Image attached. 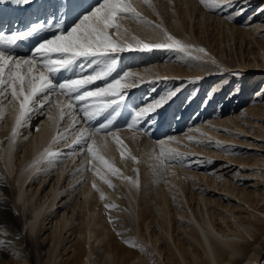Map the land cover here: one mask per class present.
<instances>
[{
  "label": "bare ground",
  "instance_id": "1",
  "mask_svg": "<svg viewBox=\"0 0 264 264\" xmlns=\"http://www.w3.org/2000/svg\"><path fill=\"white\" fill-rule=\"evenodd\" d=\"M98 1L99 0H32V2L29 4H23L14 3L13 0H8V2L0 4V32H4L6 34L14 31L24 32L29 30L33 24H42L44 27L26 37V39L29 41V48L26 50V52H17L15 54V56L17 57L31 56L33 49H35L42 41L53 38L55 35L64 32L66 29H71L75 24L74 21L70 22V19H76L78 18V16H84L85 14L90 12L91 9L96 6V4L99 3ZM215 1V3H221V0ZM254 1L255 0L249 1L247 5L254 3ZM132 2L134 6H138V9L140 8L141 10H143L146 16H152L147 5L148 3H145L144 0H132ZM231 4L232 3L224 4V6H229ZM247 5L245 7L237 8L236 11H239L241 9L242 11H244L245 9H247ZM263 6L264 4H262L259 8L253 10L252 12H258L260 9H262ZM58 8L60 16L58 15L57 17L56 14L54 15L52 13L50 15H46L48 10L54 9L52 11L55 12L58 11ZM44 10L45 18L42 19ZM242 11L240 13H242ZM263 12L264 9L260 13H258L259 18H257L256 24L254 23L255 25H250L247 23L248 25L240 27V29H238L237 31V35L239 37H247L249 39L248 55H250L252 59H247V62L245 61L246 63L244 62L242 65L240 64L245 68H242L241 71H243L244 74L246 73L243 80L245 79L248 82L244 83L245 88L243 86L242 88L240 87V81L235 84L236 88L232 92V95L237 94L234 97L236 98L235 103H233L235 105L244 100L245 95H247V92L249 91L247 89L249 87L246 88V86H248L247 84L250 83L252 78L254 79L252 80L251 85L256 81H259L260 79V82L264 80V41L260 40L262 37H260V33L257 32V30L264 29V14H262ZM235 14L236 13H234V15ZM254 14L247 17V19H249L250 17L252 18ZM168 15L161 14L167 31L171 35L179 39L183 44L191 46L187 50H176V54L179 52L183 57L187 58L186 53L194 51L199 52L198 49L203 48L204 46L200 45L202 42L199 43L200 38L197 36V34L195 33L196 38H194L193 41V39L189 37L186 26L184 25L185 23L178 20H168ZM261 17L263 19H261ZM128 18L129 17H127L126 19ZM124 20L125 19H123V21ZM130 21L125 24L127 28L131 29L130 33L128 32L127 28V31H124V27V29L119 32L121 39H127L128 41H131L133 35L131 36L130 34L133 33L136 36L139 35V38L141 36V39L146 43L156 42L153 39V31L151 28L145 26L143 22H136V19L135 23H130ZM216 22L217 24H220V17H217ZM224 23V26L228 27L225 20ZM190 28L193 31L198 29L197 23H192ZM229 28L232 29V27H228V29ZM231 29H229V32L232 39L234 38V32ZM183 37H187V40L189 42H184ZM255 45L257 46L256 51L258 57L254 55V52H256L253 51L255 50ZM133 46L136 47L134 42ZM203 49L205 51L199 52L200 54H204L206 56L210 54L207 48ZM2 50L6 51L7 53L14 52L11 48V45L2 46ZM147 54L148 52H145V55ZM78 58L79 60L76 58L77 60L73 61L71 63L72 65L70 64L72 66L69 72L71 75H67L66 78H62L63 80L77 78V76L86 74L87 71L85 70L87 69V67H89V65L93 61H96V59H98L99 57H83L82 59L85 61L80 60L81 57ZM192 60L197 61V63L194 62L197 65V67H194V70L196 69L194 76L209 75L213 72L218 71L217 66H215L212 62L199 56L194 55ZM131 61L129 62L131 63ZM224 64H227V62ZM96 65L94 72H88L87 75H91L99 71L101 67H98L99 65ZM250 65L253 66L250 67ZM67 67L68 66H66L65 68ZM227 67L229 68L228 65ZM163 68L165 70H149L150 68L148 70L137 69L135 74L138 78L145 79L150 76L148 74H151V72L158 71L160 75H163V77L167 76V78H162L158 81L156 79H153L151 82L147 83V85L145 83L143 87H147L150 91H152L151 89H153L154 86L156 87L157 84L159 85L160 81L162 80L165 85L171 86V89H169L168 93H177L181 90L184 82H182L181 80H177V87L173 89V87H175V84H172V81L175 79L174 76H177L178 74L189 75V72L186 73L183 66H180L178 68L176 66L174 67V65H170V63L165 64ZM234 70L239 71L238 69L232 68H229L228 71L232 72ZM24 71H26V69H24ZM59 74L60 73L54 75V73H51L50 79H52L53 77L57 78ZM230 75L232 74L230 73ZM102 80H97L96 84L94 82L93 87H96L98 85L97 83H100L99 81ZM223 81L224 79L219 81V83L216 84V87L212 89L213 93H210L211 97L216 91L218 92V89L219 87L221 88V83ZM130 82H133L132 79H130ZM192 82L195 83L197 81L193 80ZM201 82L202 81L198 82L199 86ZM199 86H197V88L194 90L195 95L198 92L197 90L199 89ZM88 87L89 90H92V86ZM0 91L3 90L0 89ZM195 95H189L190 98L187 101L184 98L186 103L183 108H176V122L173 126L168 127L169 131H167V133L164 130L160 131L161 128L155 131V134H157L159 139L157 140V142H155V147L153 146L150 152L144 156V158H146L144 160L143 170L144 174L149 180L148 189L152 191V196H150V198L154 199V206H156L158 209L156 215L152 214L153 206L151 204L145 210L143 209V213L141 214V222H137V227H139V230H142V228L144 227V230L146 231L151 223H155L160 227L159 229H155L153 225L150 231H148L149 233H143V235H145L146 238L149 237V239L146 240L145 236L144 239H140V245L142 248L141 253L140 251H138L139 249L137 250L135 248H131L130 246L123 243L118 244V242L116 243L114 241L112 244H109V246L111 245L112 250H114V254L117 260L121 264H136L134 258H137L138 255H141L137 258L140 261V264H257L261 259L262 250L264 248V188L262 189V192H260L261 190H259L260 187L254 188L253 190H247L246 188L234 190L233 187H229V185H226L225 181L219 182L220 180L218 181L217 177H219V175L221 174L216 173L214 170V172H210L209 169V172H207L208 168H205L204 170L199 171L196 170V166V169H193L189 167V165L182 166L181 164L183 161L186 162L188 157L189 159H192L193 156L190 157L193 154L192 152H199L201 155H195L193 158L202 156L206 157V165L214 163V158L212 156L219 158H215V164H217L218 162H224L225 165H220L218 163L219 168L217 169L216 167L217 170L230 167L231 165H235L236 167L241 166L240 168L242 169L253 171L252 174L255 177H258L256 178L257 181H264V127H257L258 131L252 129L254 130L253 132L252 130L246 129L245 125L241 124V122H235L233 118H227L226 116V118L218 119V121L216 122V125H219V127L221 128L212 125L206 127L205 125L199 124L198 120H196L192 123L193 128L187 129L186 132H184L182 135L181 133L180 135L173 134L176 125L180 121H183V117H185L191 111V108H188L195 106L193 104H196V102L193 103L192 106L190 105ZM200 95L198 97H200ZM232 95H230V97ZM10 96L11 95L8 94L7 99L0 96L1 107L4 105V101L6 100L10 103V100H8ZM256 96L259 98L255 103H260L261 98L264 97V85H262L261 89L257 91ZM155 97L152 101H156ZM69 98L70 97L67 95L62 96L60 94H56L54 101L56 102L57 100L58 102L54 104L52 108L50 106V109L47 111L48 113L46 116H44L45 114L44 112H42V108L37 105L34 114L30 118L31 120L29 119L24 121L23 127L18 128L15 137H13L11 130L15 124V116L18 113V104L14 101L11 106H8L10 108L5 112L6 117L4 119L0 118V174L3 175L6 179H8L11 175L16 178V181L14 179V181L16 182V187L13 192V198L14 200H16V202H21V205L25 207L26 204L32 201V196H24L26 194L23 195V186L28 178H31V180L35 179V181L37 182L36 184L39 183L38 185H40V181L45 180V178H47V176L50 174V165L56 163L57 169L56 171L54 170L56 172V174H54L56 183L59 181V179H62L65 184L67 173H69L73 169L71 174L68 175L69 177H67L66 185H68V187H71L69 188L70 192L73 193L75 190L77 191V193L79 194L81 205L85 207L88 206L86 217L81 221V223L83 224L79 228V233H84L88 230V238L85 242H89V239H91L89 238L90 234H95L96 240H98L97 238L103 234L102 230L98 232L95 231L96 233L94 232V227L100 226V218L98 219L91 217L96 210V203H98V199L101 198L105 202V199L112 201V198H115L116 194L113 196L112 193H110V191L115 189V186H117L118 184H115V182H120V187L122 189V199L124 201V205L127 204V213H129L130 215V212L134 210V208H132V206L134 205L133 198H135V195L138 192L139 188L137 179V163L136 160L133 159L135 158V155L133 153L135 147L133 141H135V139L133 137V132H127V136L130 138L127 139L130 141H126V136L119 134L120 132L117 131L116 125L112 124L115 115L109 114L106 118L102 119L101 123L107 124L110 130H108L107 128L108 131H103L101 135H89V137L87 136L86 142L81 140L80 143H77L78 137H81L82 133L85 134L87 128H83V126H80L81 123H77L78 119L76 120V118L74 117L76 116L75 113L76 110L79 109V107H66L68 104L72 103V99ZM44 99L45 97L43 96L38 97V100L41 103L44 102ZM209 100L210 99L204 102L200 101V106L197 107V109L192 113H197L202 109V107L204 108ZM229 100L230 98H227L226 101L229 102ZM254 101L253 103H251V106H255V108L261 107V104L254 105ZM226 108L227 107H225L224 109ZM260 110L262 109H257L256 113H259ZM69 111L70 113H68ZM62 113L63 115H61ZM79 115L81 114L79 113ZM201 115H199L198 118H200ZM62 116L65 117L63 118ZM61 118L63 119L60 121ZM82 120L86 121L84 118ZM231 120L234 122L236 128L239 129L242 133H238L236 131L227 132L225 131V129H222L224 128V125H230V123L232 122ZM254 121L257 122V120ZM59 122L61 123V125L58 126L59 128H57V124ZM185 122L187 123V121ZM30 124H32V126L35 124L36 126L34 137L31 138V140L29 138V150L28 148L27 151L25 149L26 153L23 156V160L21 162L19 161L20 163H18V166L16 165V160H13V156L18 150L20 151L21 147L24 145V141H21L22 135H24V132H28L30 130ZM82 124L85 123L83 122ZM109 124L112 125L109 126ZM69 131H72V133L70 134ZM218 131L224 134H219ZM67 132H69L70 135H67L65 137V134ZM31 134H33V132ZM55 135L57 137L58 135L61 137L64 136L62 139L63 142L60 140L61 142H56L58 143L57 145L54 144L53 138ZM184 136L187 137L185 138ZM228 140L234 141L238 144L236 147L237 151H242V153H251L252 155H250V158H232L230 156L231 154L229 153L230 151H228V147L232 144L224 143V141ZM198 141L203 144L202 149L200 147L197 148L194 144L193 148H190L192 149V152L188 153L187 151L188 155L184 153L185 151H181L182 149H189L188 147H184L182 144H187L191 147L193 143H196ZM87 144H92L94 155L90 154L87 151ZM58 145L62 148L60 149L56 158L49 162L48 159L45 158V150L47 149L48 151L54 152L56 151ZM208 145H214L215 147H211V149L206 148L208 147ZM246 145H248L249 147H246ZM223 146H225L224 152L222 154H216L214 149H222ZM161 147L165 149V154H168V150H173L174 152L180 153L181 155L175 157L177 159L175 161L171 158L170 159L173 161L169 160L168 157V160L166 159L167 161L165 162V164L161 165L160 159L163 158H161L160 156ZM54 148L55 150L53 151ZM148 148L149 142L144 145L142 151ZM13 149L15 150L14 154ZM142 154H145V152H143ZM202 154H205L207 156ZM165 156L166 155H164V158H166ZM158 157L160 159H157ZM178 161L181 163H179ZM113 169H115V171H113ZM161 169H163L162 174ZM163 175L165 176V180L161 181ZM189 175H192L193 177L198 179L197 183L202 185L194 186L196 184V182L194 181L195 179L192 180ZM181 176L183 178L187 177L189 181H191V193L189 198L192 202L194 201V203L196 204V208L197 206H199L202 220L198 218V215L196 213L197 209L194 210L193 207H191L193 205L190 204V200H188L189 198L187 197L186 192H184V188L181 185L183 182L181 181L182 183H180ZM40 177L43 178V180L40 179ZM30 185L31 182H29L28 186ZM205 185H208L209 187H206ZM38 187L39 186H37V188ZM210 187H213V189H211ZM53 188H50L49 191L45 193L44 196L46 197L43 198L44 200L41 198L43 200L42 202H40L38 205H33L32 218L34 221L32 220V218L31 220L28 219V230L30 232L36 231V227L34 224L35 220L39 219V216L42 212V207L43 205H45L46 199L50 197ZM0 189V255L5 259V255L8 254L9 250L21 251L22 253H25V257L23 256V258L21 259L22 262L26 263V261H30L32 263L34 259V249L30 246L29 239L27 238L26 234H21V232L17 228V223L15 224L11 220V217L8 215L9 208L4 197L8 196L6 193H9V188L6 186L1 177ZM215 189L218 190V192L215 191ZM56 193L57 194L55 195V197H58V195L60 194V190H57ZM210 193H212L211 196L215 195L216 197L211 198ZM108 197L110 198L108 199ZM145 199H143L142 201L143 206H147V204L144 205V203H146ZM183 200H185L190 214L189 212H187L188 209L186 210ZM71 201L67 204L68 207H73L75 205V201ZM48 203L54 205L52 204V199ZM214 203L217 206L215 209L212 206V204ZM202 205L204 207V210L201 208ZM203 211L206 213H204L205 217H203L204 215H202ZM170 212L173 214V216L168 217V214H170ZM40 217L42 219V216ZM148 218H150V220L148 224H145V220H147ZM24 226L26 227V225ZM40 226L41 224L39 225V227L37 226V232H39V230L42 228ZM143 243L147 245L145 246L143 245ZM76 244L77 245L74 246L75 252L72 251L71 254L67 255L68 257H66V260L68 261L65 263H62L60 261L58 264H85L81 260L80 255H78V251L82 252L84 249L80 243ZM10 254L13 253L11 252ZM245 259H247V262H243ZM2 260H0V264ZM7 260L12 261V259ZM113 263L114 261H112V263L110 264Z\"/></svg>",
  "mask_w": 264,
  "mask_h": 264
},
{
  "label": "rangeland",
  "instance_id": "2",
  "mask_svg": "<svg viewBox=\"0 0 264 264\" xmlns=\"http://www.w3.org/2000/svg\"><path fill=\"white\" fill-rule=\"evenodd\" d=\"M144 1H145V3H148L147 5H148L149 11L152 14V16H148V15L146 16L143 10H141L140 8L138 9L137 8L138 6H136V5H135L136 7L134 6L132 0H127V2L131 3L132 6L136 9V11L140 14L141 18H146L147 20L151 21L154 25L160 24L161 28H163L164 30H167V28L165 26V23L163 22V17L161 16V14L162 15L163 14L164 15L169 14L168 20L183 21L185 23L184 25L186 26L189 37L191 39H193V41H194V38H196V34H197V36L200 38L199 43L202 42L200 45L204 46L203 48H207V50H209L210 54L206 56L204 54H200L197 51H194V52L186 53L187 58H185L179 52L176 54V52H177L176 50H178V49H176V50L154 49L155 51L152 50V51H150V53H149V51H145V52H148V54L145 55L144 51H129V50H127V43L126 42L128 40L122 39L124 41L126 40L125 41L126 47H125V51H122V53L120 52V54L118 53L117 54L118 56L116 55V57H115L117 59V65H116L115 70L109 75L110 77L108 76V78H104L102 81H99L100 83H97L98 85L96 87L95 86L93 87L94 83L92 85H90V86H92L91 87L92 90H95V88H97V87H103L107 83H110L113 79L119 78L121 75H123V73L125 71L135 74L137 69H141V70L147 69L148 70L150 68L149 70H151V69L152 70L153 69L165 70L163 68V66H165V64H167V63H170V65H174V67L176 66L178 68L180 66H183L186 73L189 72V75L178 74L177 76H174L175 79L172 81L173 82L172 84H175V87H173V89L177 87V84H176L177 80L178 81L181 80L182 82H184V85H182L181 90L178 91L175 94V96H173V98L170 101L168 100V102L165 103L162 107L158 108L156 111H154V112L150 113L148 116H146L144 118V120L141 122V124L139 125V127H141L139 129L131 128L129 126L127 127V124H126V126L124 125L123 128H120L121 127L120 123L123 119H126V117H129V115H130L129 120L132 122L131 119H132L133 115L135 114V112L137 110H139L141 107H143L149 103L154 102L152 100L154 99L155 95H156L155 99L157 100L158 98L168 94V91H169V89H171L170 88L171 86L165 85V83L162 80L160 81L159 85L157 84L156 87L154 86V88L151 89L152 91H150L147 87H143V85L145 83L147 85V83L151 82L153 79H156L158 81L162 78H167V76L163 77V75H160L158 71H154V72H151V74H148L150 76L148 78H145L147 80L142 79L144 81L143 83L140 82V79L137 77L136 74L133 75L132 77H130L125 82H130V79H132V81H136L138 86L127 89L126 90V97L119 105L114 106L113 108L106 110L105 112H103L99 116H97L94 120L83 121L82 119L84 118V116H83V114L80 113V109L76 110V113H75L76 116H74V117L76 118V120L78 119L77 123H81L80 126H83V128H85V127L87 128L86 133H85L86 137L87 136L89 137V135L90 136L91 135L92 136L93 135H95V136L101 135L103 133V131L107 132L108 130H110V128L108 127V130L105 129L103 131H96L97 128H99L101 125L104 124V123L103 124L101 123L102 119L106 118L109 114L115 115L114 121L112 122V124L116 125L117 131L120 132L119 134L126 136V141H128V142L130 141V140H128L130 138L127 136L128 135L127 132H133L134 133V134L132 133L133 137L135 139V141H133L134 146H135L133 153L135 155V160L137 163V179H138V186H139L138 192L136 193L135 198H133V204L134 205L132 206V208H134V210L130 212V215H129V213H127L128 212L127 208H126L127 204L124 205V201L122 199V189L120 187V182H118V181L115 182V184L118 183L117 186H115L116 188L110 191V193H112L113 196L116 194L115 198L114 197L112 198V196H111L112 201L105 199V202L101 198L98 199V203H96V206H97L96 210H95L92 217L90 215L91 218H98V219L100 218V220H99L100 226L94 227L95 228L94 232L95 231L98 232L100 230H102V232H103V234L97 238L98 240L95 239V234L94 235L90 234L89 238H91V239H89V242H85V241H87V238H88V230L84 233H79V228L83 224V223H81V221L86 217V214L88 211V206L85 207V206L81 205V201L79 199V194L77 193V191L75 190L73 193L70 192L69 188H71V187L70 186L68 187V185H66L67 184L66 183L67 177H69L68 175L71 174L73 169L69 173H67L65 184H64V181H62V179L61 180L59 179V181L56 183V179L54 178V176H55L54 174H56L55 171L57 169L56 163H53L52 165H50L51 171H50V174L48 175L49 177L47 176V178H45V180H43V178L40 177V179L43 180V181H40V185H38L39 183L36 184L37 182L35 181V179L31 180V178L30 179L28 178L25 181V184L23 186V192H24L23 195L26 194L24 196H32V201L31 202L28 201L29 203L26 204L25 207H23L21 205V202H16V200H14V198H13V192H14V189L16 187L15 186L16 178H14L13 175H11L8 179H6L3 175L0 174V177L2 178V180L4 181L6 186L9 188V193H6L8 196L4 197L5 201L7 203V206L9 208L8 215L11 217V220L15 224L17 223L16 224L17 228L21 232V234H23V235L26 234L27 238L29 239L30 246L34 249V254H33L34 259L32 261L33 264H58L60 261L62 263H65L68 261V260H66V257H68L67 255H70L72 251L75 252L74 246L77 245L76 243H80L84 249L83 250L84 252L78 251V255H80L81 260L85 264H110V263H112V261H114L113 264H121L117 260L115 254H114V250H112V248H111V245L109 246V244H112L114 241L116 243L118 242V244L123 243V244L130 246L131 248H135L137 250L139 249L138 251H140V253L142 252V248L140 245V239H144L145 235H143V233H145V232L149 233L148 231H150V229L152 228L153 225H154L155 229H159V227H160V226H157L155 223H151L149 225L147 231L144 230V227L142 228V230H139V227H137L138 226L137 222L138 223L141 222V214L143 213V209L145 210L151 204L153 206L152 207L153 208V210H152L153 215H156L157 209H158L156 206H154L155 205L154 199L150 198V196H152L151 195L152 191L150 189H148L149 188V184H148L149 180L146 177V175L144 174V170H143V168H144L143 164H144V160L146 158V157L144 158V156L150 152V150L155 145V142H157V140L159 139L157 134H155V131L157 129L161 128L160 131L164 130L167 133V131H169L168 127H171L175 124V122H176V114L175 113H177L176 108H178V107L183 108L185 106L186 101L190 98L189 95H191V94L195 95L194 90L197 88V86H199L198 85L199 81H202V82L199 86V89L197 90L198 91L197 94L193 98L194 101L192 100L190 105L192 106V104L195 102H196V104H193V105H195V106H192L193 108L192 107L188 108V109L191 108L190 109L191 111L185 116L186 118L183 117V121H180L176 125V127L174 129L175 131H173L174 132L173 134H179L180 135V133H181V135H182L184 132H186L187 129L193 128L192 123L196 120H198L199 124L205 125L206 127L212 125V126H216L218 128H221V127H219V125H216V122L218 121V119L226 118V116H227V118L228 117L233 118V120L235 122H241V124H244L245 128L249 129V130L254 129L255 131H258L257 127H260V128L264 127V109H263L264 108V97L261 98L260 103H255L259 98L256 96V93L258 90L261 89L262 85H264V80L262 82H260V80H261L260 79L259 81H256V82H254V84L251 85V82L254 78H252V80L250 79L251 80L250 83H248L247 84L248 86H246V88L249 87V88H247L249 91L247 92V95H245L244 100H242L237 105L233 104V103H235V100H236V98H234V97L237 94L232 95V92L236 88L235 84H237L238 81H240V83H239L240 87L242 88V86H243L245 88L244 83H246L248 81L245 79L243 80L246 73L244 74V72L241 71L242 68L245 69L241 65L245 61L247 62V59H252V57H250V55H248L249 39L247 37H245V38L239 37L237 35V31H238V29H240V27H242L244 25H248V24L253 25L254 23L256 24V20H257V18H259L258 13H260L264 9V6L258 12L257 11L252 12V11L259 8L262 4H264V0H255L254 3H252L250 5H247V3L249 1H252V0H230V3H232L231 5L224 6V4H222L221 6H219L217 8L205 7L203 4L200 3V0H144ZM212 1L214 2L215 0H211V1L209 0V3H213ZM96 5H98V4H96ZM246 5H247V9H245L244 11H242V13L237 15L236 9L241 8V7H245ZM52 10H54V9L48 10L46 15H50L52 13L54 15L56 14L57 17H58V15L60 16L59 8H58V11H55V12H53ZM234 13H236V14L234 15ZM254 13H256V14H254ZM253 14H254V16H252V18L250 17L249 19H247V17H249L250 15H253ZM262 14H264V12ZM79 17L80 16H78V18ZM127 17H129L128 19H130L132 21L126 19ZM217 17H220V19H221L220 24H217V22H216ZM254 17H256V18H254ZM43 18H45V10H44V13L42 16V19ZM78 18L70 19V22L74 21V24H76L80 20V18L79 19ZM123 19H125V20L123 21ZM135 19H136V22L137 21L142 22V19L139 20V19L133 18L132 16L129 15V16L117 17L116 23L121 25V28H122L121 31L124 29V27H125L124 31H127L126 30L127 27L125 26V24L128 23L129 21H130V23H135ZM261 19H263V18L261 17ZM224 20L227 22L228 27H232V29L229 28L234 32V38H232V39H231V35H230L228 27L224 26L225 25ZM192 23H197V25H198V29H196L195 31H193L190 28ZM127 29H128V32L130 33L131 29H129V28H127ZM68 30H70V28L66 29L63 33H66V31H68ZM108 32L110 35L113 36V38H115L116 36H120V34L117 33L116 30L113 28L108 29ZM257 32L260 33L259 36L262 37L260 40L264 41V29L257 30ZM262 33H263V35H262ZM130 35L131 36L133 35L132 37H136L138 39H141V36L139 38V35L136 36L133 33H131ZM183 40L186 43L189 42L187 40V37H183ZM133 47H135V46H133ZM254 49L255 50H253V51H256V49H257L256 45H255ZM194 55L199 56L203 59H206L210 62L215 61V63H213V64L215 66H217L218 71L213 72L212 74H209V75H203V76L195 75L194 76V73L196 72V69L194 70V67H197V65H196L197 61L192 60ZM254 55L257 56V51L254 52ZM26 57H28V56H26ZM151 57H153V58H151ZM82 58L83 57H81L80 60L85 61ZM188 58H190L191 60ZM77 59L79 60V58H77ZM107 59H109V57H99L98 59H96V61H97L96 64L99 65L98 67H102L104 61ZM134 59H136V60H134ZM76 60H74V61H76ZM131 60H134V61H131ZM129 61H131V63ZM194 62H196V63H194ZM226 62H227V64H224ZM92 63L89 65V67H87V69L85 70V71H87V73L84 75H87L88 72H90V73L94 72V70L96 68L95 67L96 64L93 63V65H92ZM71 65H68L67 68L60 69V71L55 72L54 75H57L58 73H60L59 75H63V73H64L65 76H63L62 78H66L67 75L70 76L71 74L69 72H70V69L72 68ZM227 65L229 66V68L238 69L239 71H235V70L232 72L228 71L229 68L227 67ZM252 66L253 65H250V67H252ZM65 70H67V71H65ZM230 73L232 75H230ZM228 74H229V76H228ZM139 77H141V76H139ZM222 79H224V81L221 83L223 85V86L221 85L222 89L219 87L218 92L216 91L213 94V96L211 97L210 93H213L212 89H214L216 87V84H218L219 81H221ZM193 80H196L197 82L194 83V82H192ZM61 81H63V80H59V79L52 80V82L54 84H59ZM157 81H155V82H157ZM161 82H162V84H161ZM95 84H96V81H95ZM220 89H221V92H220ZM161 92H162V94H161ZM56 94L62 95L63 93H61L59 91L52 93L50 95V97L47 98L48 100H50V102H47L46 99L43 100L44 101L43 103H45L44 107L42 108V110H43L42 112H44V114H45L44 116L47 115V113H48L47 111L50 109V106L52 108V106L58 102L57 100H56V102L54 101ZM229 94L232 95L233 97L232 96L230 97ZM199 95H200V97H198ZM57 98H58V95H57ZM184 98L186 101L184 100ZM227 98L228 99L230 98L229 102L226 101ZM69 99H71V98H69ZM208 99H210V100H209V102H207V105H205L204 108L202 107V109L199 110L197 113L195 112L196 115H195V113H192L193 111H195L197 109V107L200 106L199 105V104H201L200 101L204 102ZM8 100H10V103L6 100V101H4V105L2 107L0 106L1 107L0 108V118L1 119H4L6 117L5 112H6V110H9V108H10L8 106H11V104L14 103L11 96ZM253 101L255 103L254 105L261 104V107L255 108V106H251V103H253ZM225 107H227V108L224 109ZM166 108H168V109H166ZM257 109H262V110H260L259 113H256ZM71 111H72V109H71ZM128 112H129V114H128ZM187 112H188V110H187ZM68 113H70V111ZM79 113L81 115H79ZM121 113L125 117L122 116L123 117L122 118L120 116ZM164 114H165V116H164ZM199 115H201L200 118H198ZM63 118H61L60 121ZM187 118L190 120H188ZM168 119H169V122H168ZM254 120H257V122H255ZM80 121H83L85 124H82L83 122H80ZM94 121H96L97 123ZM185 121H187V123ZM131 122H130V124H131ZM158 122H161V123H158ZM112 124H109V126ZM150 124H153V125L150 126ZM60 125H61V123L59 122L57 124V128H59L58 126H60ZM29 127H30L29 128L30 130L28 132H24V135H22L21 141H24V145L21 147V150L20 151L18 150L15 153V155L13 156V160H16V165H18V166H19L18 163H20L23 160V156L25 155L27 148L29 150V147H30L28 144L29 138L31 140V138L34 137V132L36 130L35 124L33 126H32V124H30ZM223 127L224 128H222V129H225V131H227V132L236 131L238 133H242L239 129L236 128L233 121L230 123V125H228V126L224 125ZM150 130L153 133H150ZM254 130H252V131L254 132ZM32 132H33V134H31ZM69 132H70V134L72 133V131H69ZM69 132H67L65 134V137L67 135H70ZM95 132L96 133L98 132V133L96 134ZM218 133L224 134V133H221L220 131H218ZM255 133H258V132H255ZM104 134H105V132H104ZM146 134L149 136V139H147L148 137L145 136ZM55 137H57V136L55 135L54 138ZM58 137H61V136L58 135ZM63 137L60 139H56V140H54V138H53L54 144L57 145L59 142H61V141L63 142V140H62ZM184 137L186 138L187 136H184ZM56 142H58V143H56ZM147 142H149V148L150 149L148 148V149L142 151V149L144 148V145H146ZM224 143L232 144L228 147V151H230L229 153L231 154L230 156L232 158H235V159L240 158V157L250 158V155H252L251 153H242V151H237L236 147L238 144L234 141L228 140V141H224ZM194 144L197 148L198 147H200L201 149L203 148V146H202L203 144H201V142L198 141L196 143H193L191 147L188 146L187 144H182L184 147H186V148L188 147L189 149H186V150L182 149L181 151L182 152L185 151L184 153H186V154H187V151H188V153H191L192 149H190V148H193ZM185 145H187V146H185ZM243 146H245V145H243ZM211 147H215V146L214 145L213 146L208 145V147H206V148L211 149ZM246 147H249V146L246 145ZM61 148L62 147H59V145H58L56 148V151H58V152L54 151L55 148L53 149V151L58 154ZM25 149H26V151H25ZM224 149H225V146H223L222 149L217 148V150L216 149H214V150H215L216 154H222L224 152ZM14 152H15V150L13 149V154H14ZM143 152H145V154H142ZM192 153L193 154L190 157H192V156L194 157L195 155L197 156L198 154L201 155L199 152H192ZM165 155H166L165 157L168 158V154L166 153ZM202 155H205V154H202ZM205 156H207V155H205ZM193 157H192V159H189V157H188L187 161L186 162L183 161L181 165L182 166L189 165V167H191L193 169L197 168L196 170H199V171L204 170L205 168H208L207 172H209V169H210V172L215 171L216 173H220L221 175H219V177H217V180L218 181L220 180L219 182L225 181L226 185H229V187H233L234 190H239L240 188H246L247 190H251V189L253 190L254 188L260 187L261 189L259 188V190H261L260 192H262V189L264 188V181H260L259 179H258L259 181H257L256 178H258V177H255L252 174L253 171H251V170L242 169V168H240L241 166L236 167L235 165H231L230 167H227V168H224L221 170H217L219 168L218 163L220 165H225L224 162H222V163L218 162L217 164H215L216 159H219V158L212 156L214 158V163L206 165V159H205L206 157H203V156L198 157V158H193ZM162 159H165V158L163 157ZM168 159L171 160L170 158H168ZM175 160H177V159L175 158L174 161ZM202 160H204V161H202ZM171 161H173V160H171ZM179 163H181V162H179ZM195 166H196V168H195ZM216 167H217V169H216ZM88 172H89V170H88ZM189 176L192 178V180L195 179L194 181L196 182V184L195 185L193 184L194 186H201L202 185V184L197 183L198 179H196L192 175H189ZM14 179H15V181H14ZM163 180H165L164 175L161 178V181H163ZM29 182H31L30 186H28ZM180 183H182L181 185L184 188V192H186V195L189 198L190 193H191V181H189V179L187 177L183 178L181 176ZM53 185H54V188H53ZM37 186H39V187L37 188ZM205 186L209 187L208 185H205ZM50 188L51 189L53 188V190L51 192L50 197L46 199L47 202L45 201V205H43V207H42V210H41L42 212L40 215V216H42V219L39 216V219L35 220V223H34L35 227H36V229L34 228L36 231L35 230L34 231L36 233L30 232L28 230V226H29V220L28 219L31 220V218H32L33 205L34 204L38 205L40 202H42L44 200L43 198L46 197V196H44L45 193L47 191H49ZM210 188L213 189V187H210ZM33 190H34V193H33ZM57 190L58 191L60 190V194L58 195V197L57 196L55 197V195L57 194L56 193ZM77 190H78V188H77ZM215 191L218 192V190H216V189H215ZM211 194L212 193H210V196H211ZM0 195H1V189H0ZM215 197H216L215 195L211 196V198H215ZM106 198H107V196H106ZM109 198L110 197H108V199ZM51 199L53 202L52 204H54V205H51V203L50 204L48 203V202H50ZM59 199H62V200H59ZM143 199L146 200V203H144V205L147 204V206H143V203H142ZM71 200H73V202L75 201V205L73 207H70V206L68 207L67 204ZM188 200H190L189 201L190 204L193 205L191 207H193L194 210L197 209L196 213L198 215V218L200 220H202L200 210H199V206H197V208H196V204L194 203V201L192 202L190 198ZM183 203H184L185 208L187 210L188 207H187V204L185 203V200H183ZM212 206L214 209L217 207L215 203L212 204ZM141 207H142V209H141ZM201 208L204 210L203 205ZM187 212H189V209ZM204 213L205 212L203 211V214H202V215H204L203 217H205V214H206V213L205 214ZM189 214H190V212H189ZM171 216H173V214L170 212V214H168V217H171ZM159 219H161V218H159ZM32 220H33V218H32ZM149 220H150V218L145 220V224H148ZM155 222H157V221H155ZM40 224H41L40 227H42V228L39 230V232H37V229H38L37 226L39 227ZM24 225H26V227ZM145 238H146V236H145ZM148 239H149V237L146 238V240H148ZM143 245L146 246L147 244L143 243ZM117 250H118V248H117ZM9 252L10 253L12 252L13 254H10ZM9 252H8V254L5 255V257H6L5 259L0 255V260L4 259L1 261V264H32L30 261H26V263L22 262L21 259L25 255L24 252L22 253L21 251H15V250H9ZM139 256H141V255H138V257ZM16 257H18V258H16ZM137 258H134L135 262H136V264H140V261ZM7 259H12V261H8ZM243 262H247V259H245ZM257 264H264V248L262 250L261 259Z\"/></svg>",
  "mask_w": 264,
  "mask_h": 264
},
{
  "label": "snow or ice",
  "instance_id": "3",
  "mask_svg": "<svg viewBox=\"0 0 264 264\" xmlns=\"http://www.w3.org/2000/svg\"><path fill=\"white\" fill-rule=\"evenodd\" d=\"M6 2L8 0H0V4ZM13 2L29 4L32 0H13ZM200 3L205 7L217 8L222 4L230 3V0H221V3H209V0H200ZM241 11L242 9L237 11V15ZM129 15L133 18L142 19L143 24L152 29L153 39L156 42L146 43L141 39L132 37L131 41L126 42L127 50H187L191 47L183 44L167 30L162 29L160 24L153 25L146 18H141L140 14L127 0H100L98 5L82 16L79 22L70 30L42 41L28 57L11 55L2 50V46L11 45L15 41L31 35L44 27L42 24H33L29 30L24 32L14 31L9 34L0 32V89L3 90L0 91V96L7 99V95L10 94L13 101L18 104V113L15 116V124L11 130L13 137L17 134L18 128L23 127L24 121L31 118L37 105L40 108L44 107V103H41L38 97L43 96L47 102H50L47 98L52 93L59 91L72 99V103L66 107H79L85 120L91 121L106 110L119 105L125 99L127 89L138 86L135 81L125 82L135 75L125 71L119 78L113 79L103 87H97L95 90H89L88 87L95 81L108 77L115 70L117 65L115 56L117 53L125 51L126 43L120 36L113 38L108 29L113 28L117 33L121 32V25L116 23V19L117 17ZM133 42L136 47H133ZM198 51L204 52L205 50L199 48ZM78 57H109V59L105 60L103 66L94 74L77 76V78L66 79L59 84H54L50 79V74L70 65ZM95 62L93 61V63ZM212 63H215V61H212ZM139 79L141 83L144 82L142 78ZM175 94V92H169L156 101L141 107L135 112L131 119L132 123L128 126L141 128L139 125L144 118L162 107ZM107 128V124L101 125L96 131H103ZM60 138L62 137H55L54 140ZM81 140L85 142L87 140L84 133L81 134V137H78L77 143H80ZM87 151L94 155L92 144H87ZM45 153V158L49 162L58 155L47 149ZM164 155L165 149L161 147L160 156L164 157ZM179 155L181 154L168 150V157L173 160ZM166 159H160V164H165ZM162 172L163 169H161V174Z\"/></svg>",
  "mask_w": 264,
  "mask_h": 264
}]
</instances>
